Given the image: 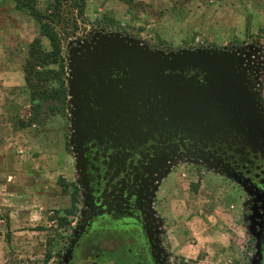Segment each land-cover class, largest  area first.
Returning a JSON list of instances; mask_svg holds the SVG:
<instances>
[{"label": "rangeland", "instance_id": "rangeland-1", "mask_svg": "<svg viewBox=\"0 0 264 264\" xmlns=\"http://www.w3.org/2000/svg\"><path fill=\"white\" fill-rule=\"evenodd\" d=\"M17 1L0 0V264H68L88 210L72 67L101 40L124 39L164 57L230 55L254 87L264 118V0H136L133 8L85 0L81 14L70 1L38 0L41 11L53 9L61 19L70 109L67 117L43 116L37 123L23 66L40 30ZM2 156L12 158L10 167ZM152 193L147 226L161 264H246L251 258V197L232 179L201 162L181 161L163 170ZM62 219L69 225L61 226ZM83 245L80 263L100 254L110 264H136L123 258L129 249L143 253L115 233L92 235Z\"/></svg>", "mask_w": 264, "mask_h": 264}, {"label": "water", "instance_id": "water-1", "mask_svg": "<svg viewBox=\"0 0 264 264\" xmlns=\"http://www.w3.org/2000/svg\"><path fill=\"white\" fill-rule=\"evenodd\" d=\"M72 77L80 159L81 148L111 137L115 124L132 136L143 123L166 122L197 137L222 135L226 140L229 132L247 141L264 129L254 87L230 55L199 51L164 57L111 38L88 49L72 67ZM121 92L127 101L123 111L112 104L114 93Z\"/></svg>", "mask_w": 264, "mask_h": 264}, {"label": "flooded vegetation", "instance_id": "flooded-vegetation-1", "mask_svg": "<svg viewBox=\"0 0 264 264\" xmlns=\"http://www.w3.org/2000/svg\"><path fill=\"white\" fill-rule=\"evenodd\" d=\"M114 94L113 107L123 111L125 95ZM92 108L98 107L92 104ZM113 129L111 137L97 138L81 148L80 169L88 210L68 264L80 263L78 256L86 239L108 233L120 235L121 240L142 249L143 253L129 249L124 260L132 256L136 264H161L145 227L146 210L157 178L166 167L181 161L203 163L232 179L251 197L250 222L255 238L246 264H264V129L248 141L229 132L226 140L222 135L216 139L202 134L197 137L166 122L143 123L134 136L123 125L115 124ZM101 257L97 254L80 264H110Z\"/></svg>", "mask_w": 264, "mask_h": 264}, {"label": "trees", "instance_id": "trees-1", "mask_svg": "<svg viewBox=\"0 0 264 264\" xmlns=\"http://www.w3.org/2000/svg\"><path fill=\"white\" fill-rule=\"evenodd\" d=\"M56 5H62L63 0H55ZM70 1L81 14L84 11L85 0ZM129 8L135 6L136 0H116ZM19 8L28 14L39 25V38L29 46L27 59L23 66V75L26 90L30 97L31 119L33 123L41 121L44 117H67L69 106V90L67 86V66L63 57V40L58 32L61 24L59 14H53L49 9L45 12L38 7V0H18ZM110 19L108 26H113ZM49 47L46 48L43 40ZM73 204H76L73 199ZM61 226L69 225L62 219Z\"/></svg>", "mask_w": 264, "mask_h": 264}, {"label": "crops", "instance_id": "crops-1", "mask_svg": "<svg viewBox=\"0 0 264 264\" xmlns=\"http://www.w3.org/2000/svg\"><path fill=\"white\" fill-rule=\"evenodd\" d=\"M2 159L4 160V165L10 167L12 158L2 156Z\"/></svg>", "mask_w": 264, "mask_h": 264}]
</instances>
